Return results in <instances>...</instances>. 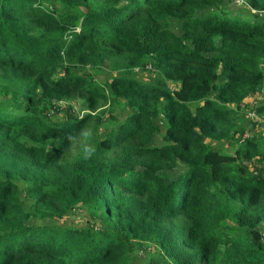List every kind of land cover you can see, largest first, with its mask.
<instances>
[{
    "label": "trees",
    "instance_id": "trees-1",
    "mask_svg": "<svg viewBox=\"0 0 264 264\" xmlns=\"http://www.w3.org/2000/svg\"><path fill=\"white\" fill-rule=\"evenodd\" d=\"M227 2L0 0V264H264L245 163L264 137L243 141L239 112L264 88V0H242L252 20ZM149 61L179 87L135 78ZM75 100L83 117L50 114Z\"/></svg>",
    "mask_w": 264,
    "mask_h": 264
},
{
    "label": "rangeland",
    "instance_id": "rangeland-1",
    "mask_svg": "<svg viewBox=\"0 0 264 264\" xmlns=\"http://www.w3.org/2000/svg\"><path fill=\"white\" fill-rule=\"evenodd\" d=\"M51 4L54 5V2H51ZM226 8L229 9L233 14L241 13L244 14V16L250 18L251 20V14L255 13L254 11H250L242 2V0H229V2H227L226 4ZM257 15L261 21H264V14ZM170 26L178 35L181 34V23L179 21H171ZM86 72L92 75V72L88 69L86 70ZM111 75V72H105L104 70L97 71L94 73L95 78L99 81L107 80L111 78ZM134 77L138 78L142 82L152 83L165 89L175 90L179 87L178 83L167 81L159 72L154 69L150 61L146 62L143 67L137 69L134 73ZM263 100L264 88L252 93L250 98L246 100L239 109L241 118L240 125L243 130V135L241 136V138L244 135H246L249 139L253 137H264V118H259L255 115V107L260 105ZM121 105L122 104L118 103L113 109V113L116 115V118L118 120H122L127 114V110L124 112L123 107H120ZM54 106L55 108L52 110V112H50V114L56 118L70 117L71 115L83 117L87 112L84 103L81 100L57 102ZM104 124L105 128L103 129V132L105 134H107L110 129L117 125V122L112 118V112H109L108 108L107 113L104 117ZM162 132L164 133L165 130L163 129ZM156 140L159 143L160 137H157ZM218 148H222L225 152H232L234 149L233 145H229L227 143L219 144ZM245 163L249 169V173L251 174H258L264 171V166H257L254 163H247V161H245ZM25 196L26 195L24 194L23 198H25ZM85 215L86 214L83 210L75 209L71 214L64 218L62 223L67 225H75L76 223L84 224ZM146 246L147 247H144L143 252H139L137 254L142 259L149 257V255H158L159 251L153 245L147 244ZM157 257L159 262H163L161 255H158Z\"/></svg>",
    "mask_w": 264,
    "mask_h": 264
},
{
    "label": "built area",
    "instance_id": "built-area-1",
    "mask_svg": "<svg viewBox=\"0 0 264 264\" xmlns=\"http://www.w3.org/2000/svg\"><path fill=\"white\" fill-rule=\"evenodd\" d=\"M255 115H256V112H255ZM255 115H254V117H255ZM256 116H257V115H256ZM246 138H247V136L244 135V136H243V141H244Z\"/></svg>",
    "mask_w": 264,
    "mask_h": 264
}]
</instances>
